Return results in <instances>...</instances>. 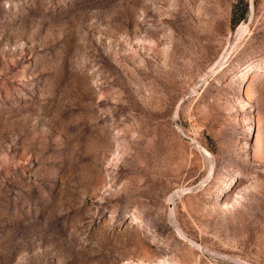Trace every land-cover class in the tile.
<instances>
[{
  "label": "rangeland",
  "instance_id": "rangeland-1",
  "mask_svg": "<svg viewBox=\"0 0 264 264\" xmlns=\"http://www.w3.org/2000/svg\"><path fill=\"white\" fill-rule=\"evenodd\" d=\"M0 264H264V0H0Z\"/></svg>",
  "mask_w": 264,
  "mask_h": 264
},
{
  "label": "bare ground",
  "instance_id": "bare-ground-1",
  "mask_svg": "<svg viewBox=\"0 0 264 264\" xmlns=\"http://www.w3.org/2000/svg\"><path fill=\"white\" fill-rule=\"evenodd\" d=\"M243 30V29H242Z\"/></svg>",
  "mask_w": 264,
  "mask_h": 264
}]
</instances>
